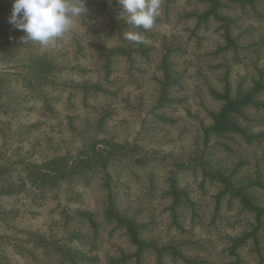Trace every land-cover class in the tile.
Wrapping results in <instances>:
<instances>
[{"label": "rangeland", "instance_id": "1", "mask_svg": "<svg viewBox=\"0 0 264 264\" xmlns=\"http://www.w3.org/2000/svg\"><path fill=\"white\" fill-rule=\"evenodd\" d=\"M173 2V6L166 10L162 4L161 18L154 31L160 35L177 33L186 50L182 54L176 53V67L179 71L187 67L191 76L184 77L182 96L186 101L172 109L175 121L166 123L147 114L154 98L155 82L151 75L154 66L144 62L136 67L134 65L130 71L129 65L119 59L111 73L105 76L100 62L94 57L93 33L107 32L102 5L109 4L113 11L121 15L123 11L119 9H123V6L119 0H85L83 18H79L71 32L58 40L54 47H43L31 42L25 44L22 37L26 33L9 23L13 0H0V186L13 187L12 191L0 194V264H53L55 256L43 255L49 243H59L64 236L76 230L88 231L86 224L76 221H69L66 225L63 208L100 212L104 200L100 187L106 178L105 173L93 177L88 174L87 186L75 180L74 192L63 184L57 189L49 187L30 193L26 187H20L19 182L25 163L75 155L89 142H98L100 149L106 140L127 146L133 144L153 156L146 166L124 165L122 184L116 187L120 204L131 209L143 206L140 213L144 215L145 221H154L148 234L156 233L161 240L196 238L203 248L217 242L216 248L221 249L224 243L218 239L219 233L238 229L239 223L233 230L219 222L216 226L220 232L214 226L207 227L212 212L210 197L218 186L215 182L206 181L205 188L201 190L198 169L186 167L180 173L181 183L188 185L191 197L207 204L202 208L205 213L203 220L190 222L189 211L186 212L188 219H184V225L188 232L178 233L168 228L169 217L164 210L168 200L166 197L162 199L160 193L166 183L169 165L175 159L189 161L199 153L198 150L194 152L199 144L200 133L193 116H203L206 104H210L207 78L217 82L226 67L233 85L249 77L253 71L254 58L264 52V22L253 15H246L234 30L235 35L244 33L241 36L242 43H252L254 51L204 55L211 47L214 48L215 36L207 32V39L199 40L200 43L196 44V38L188 39L187 33L180 29L183 23L177 20L182 9H202L203 5L195 0ZM167 10H171L168 16L165 14ZM191 23L192 19H188L186 24ZM151 41L148 40L149 43ZM160 41L156 39L152 43L161 47ZM38 56L53 62L55 69L50 80L30 88L22 82L19 74L25 70L19 64ZM196 67L206 75L204 89L199 90L195 86L196 82H200ZM84 83H97L99 89L84 93L77 87ZM102 116L105 117V123L101 129L97 122ZM258 118L264 119V111L251 112L248 122L253 120L257 128L264 127V121L258 122ZM227 144L231 150L210 146L206 160H211L214 168L223 163L234 165L242 159L244 165L240 173L243 176L255 175L259 168L264 177V144L248 145L239 139L228 140ZM149 170L157 176V184L151 192L147 189ZM233 211H223V214L231 216ZM96 217L99 218V215ZM111 226L113 224L101 226L97 240H94L95 249L89 251L90 255L99 258L95 264H103L107 256H114L117 250L125 248L123 231L111 230ZM38 238L43 239L42 245ZM88 240L86 244L93 243L91 239ZM79 246L89 250L88 246L80 243ZM189 252L193 255L196 251L192 249Z\"/></svg>", "mask_w": 264, "mask_h": 264}, {"label": "trees", "instance_id": "2", "mask_svg": "<svg viewBox=\"0 0 264 264\" xmlns=\"http://www.w3.org/2000/svg\"><path fill=\"white\" fill-rule=\"evenodd\" d=\"M195 1L203 5L202 9L196 7L191 11L178 10L177 20L183 23V27L179 26V28L187 33L188 39L196 38V44L200 43L199 40L207 39L208 35H205L207 32L215 36L216 40L213 41L215 46L212 45L214 48L211 47L204 55L217 56L222 52L236 54L238 51L246 53L251 52L250 50L254 51L252 43H242L241 36L242 34L244 36V33L235 35L234 30L239 27L246 15H253L264 22V0ZM173 3V0H163L164 9H169ZM102 7L106 15L107 32L93 33L95 37L93 52L105 71V76L111 73L119 59L129 65L130 71L134 65L136 67L144 62L146 65L154 66L151 73L155 82L154 98L147 114L160 121L173 123L176 118L171 113L172 109L186 101L182 96L184 77L191 76L187 67L183 68L184 71H179L176 67L175 55L182 54L186 50L184 42L178 38L177 33L160 35L154 31L161 15L157 18L154 28L145 33L146 44L128 41L125 39V33L136 29L125 23L123 15L113 11L109 4H103ZM170 12L171 10H167L165 14L168 16ZM188 19H192L190 25L186 24ZM156 39L161 40V47L152 43ZM148 40H152L151 43ZM254 59L253 71L249 77H245L246 83L243 79L233 85L229 79L228 67L220 80L218 79L219 84L215 79L207 78L210 104H206L203 116L197 114L193 116L200 133L199 144L194 152L198 150L199 153L193 155L189 161L175 159L169 165L166 183L160 193L162 199L166 197L168 200L164 206L169 217L168 228L178 233L188 232L184 221L188 218L190 222L203 220L205 213L202 208L207 204L191 197L188 185L181 183L180 173L186 167L198 169L201 176L199 184L201 190L205 188L206 181L215 182L218 189L210 197L212 212L207 227L214 226V229L220 232L219 227L216 226L219 222V224L225 223L232 229L237 223L240 225L237 226V230L233 229L234 232L219 233L218 239L224 243L221 249L216 248L217 242L203 248V244H200L196 238L161 240L156 233L148 234L154 221L152 219L145 221L144 215L140 213L143 206H140V209L138 207L131 209L120 204L116 187L122 184L121 173L124 165L146 166L153 156L144 152L139 146L133 144L127 146L106 140L102 149L98 148V142H89L75 155L24 164L19 186L26 187L30 193L49 187L57 189L63 184L74 192L76 181L82 186L89 184L88 174H92V177L95 174H106L100 187L104 194L100 212L81 208H63L66 225L69 221L86 224V228L92 234L90 232L88 234L86 229L76 230L64 236L59 243L55 241L49 243V248L43 255L55 256L53 264H95L99 258L90 255L89 251L95 249V241L101 226L113 224L111 230H122L126 244L125 248L117 250L114 256H107L103 264H264V177L260 169L255 171V175L243 176L240 173V168L244 165L242 159L230 166L225 163L219 164L217 168L212 166L211 160H206L212 145L217 149L231 150L227 144L228 140L239 139L248 145L264 144V127L257 128L252 123L253 120L248 122L251 112L264 111V52L257 54ZM19 67L25 70L19 74L22 82L30 88H36L50 80V75L55 69L53 62L44 56L33 57L20 63ZM196 71L200 82H196L195 86L199 90L204 89L206 75L201 73L198 67ZM77 87L84 93L99 89L97 83H84ZM143 98L140 97L141 100ZM104 119L105 117L102 116L97 122L101 129L105 123ZM259 121L263 122L264 119L258 118ZM149 172L147 189L151 192L157 184V176L154 172L150 170ZM12 190V185L0 186V194ZM229 210H234L231 216L223 214V211ZM187 211H189L188 218H186ZM88 239L93 243L86 244ZM38 240L42 245L43 239L38 238ZM79 243L88 246L89 250L79 246ZM192 249L196 251L193 255L189 252Z\"/></svg>", "mask_w": 264, "mask_h": 264}, {"label": "clouds", "instance_id": "3", "mask_svg": "<svg viewBox=\"0 0 264 264\" xmlns=\"http://www.w3.org/2000/svg\"><path fill=\"white\" fill-rule=\"evenodd\" d=\"M119 3L123 6L125 23L136 29L126 32L125 39L146 44L145 33L154 28L163 0H119ZM85 12V0H13L9 23L26 33L22 37L25 44L54 47Z\"/></svg>", "mask_w": 264, "mask_h": 264}]
</instances>
